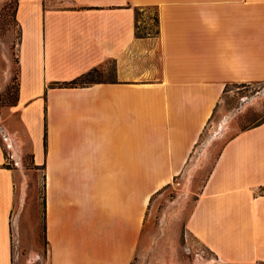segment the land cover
<instances>
[{
    "label": "crops",
    "instance_id": "obj_1",
    "mask_svg": "<svg viewBox=\"0 0 264 264\" xmlns=\"http://www.w3.org/2000/svg\"><path fill=\"white\" fill-rule=\"evenodd\" d=\"M146 8L156 34L138 33ZM15 15L13 111L44 170L49 264H133L147 204L227 88L264 82V0H18ZM93 68L113 76L64 84ZM18 190L0 138V264L14 261ZM184 226L217 261L264 264V119L224 143Z\"/></svg>",
    "mask_w": 264,
    "mask_h": 264
},
{
    "label": "rangeland",
    "instance_id": "obj_2",
    "mask_svg": "<svg viewBox=\"0 0 264 264\" xmlns=\"http://www.w3.org/2000/svg\"><path fill=\"white\" fill-rule=\"evenodd\" d=\"M17 1L0 0V138L7 162L15 167L19 197L24 194L17 207V216H21L14 230L13 264H49L44 170L34 165L30 142L13 111L21 39ZM137 17L139 34L157 33L155 9L138 11ZM111 69H99L89 78L109 79ZM227 95L224 111L209 122L186 168L147 204L144 253L133 264H226L189 235L184 222L224 143L239 129L264 119V82L230 85Z\"/></svg>",
    "mask_w": 264,
    "mask_h": 264
},
{
    "label": "trees",
    "instance_id": "obj_3",
    "mask_svg": "<svg viewBox=\"0 0 264 264\" xmlns=\"http://www.w3.org/2000/svg\"><path fill=\"white\" fill-rule=\"evenodd\" d=\"M98 71H99L98 68H93V69L89 70L88 72L80 75L76 79H73V80H71L69 82H65L64 84L66 86L73 87V86H79V85L80 86H86V85H90V84H93V83L101 82L102 80H98V79H94V78L90 79L89 78L91 75H93L95 72H98Z\"/></svg>",
    "mask_w": 264,
    "mask_h": 264
}]
</instances>
